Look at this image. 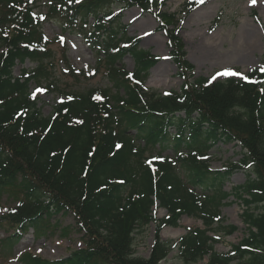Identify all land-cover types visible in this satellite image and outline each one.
Wrapping results in <instances>:
<instances>
[{
	"label": "trees",
	"instance_id": "obj_1",
	"mask_svg": "<svg viewBox=\"0 0 264 264\" xmlns=\"http://www.w3.org/2000/svg\"><path fill=\"white\" fill-rule=\"evenodd\" d=\"M40 1L0 0V194L13 187L21 191L17 204L2 208L0 226L16 230L3 243L10 247L29 228L69 214L83 232L84 247L56 261L28 253L25 264H159L172 250L160 231L178 226L187 215L203 228L188 229L176 243L185 264L205 258V264H264V84L234 78L209 84V78H195L178 37L180 20L160 10L166 0H51L39 13ZM185 6L190 12L197 3L186 0ZM113 7L154 14L182 78L179 91L162 95L145 90L159 58L128 35ZM48 21L91 46L96 72L103 71L110 87H60L54 72L57 56L42 31ZM56 41L62 44L60 61L68 75L79 81L86 75L74 71L65 43ZM126 55L133 59L132 71L122 63ZM26 60L35 68L15 77L14 66ZM258 69L245 75L264 81ZM31 83L61 96L49 115L41 113L38 97L32 98ZM218 142L240 144L242 159L212 170L209 152ZM155 145L159 149L148 154ZM168 148L173 156L162 154ZM236 170L246 173L233 192L244 205L246 234L219 253L214 250L219 239L210 233L230 235L238 229L221 217L230 196L224 184ZM156 201L166 217L152 211ZM151 223L150 255L136 256L135 235Z\"/></svg>",
	"mask_w": 264,
	"mask_h": 264
},
{
	"label": "rangeland",
	"instance_id": "obj_2",
	"mask_svg": "<svg viewBox=\"0 0 264 264\" xmlns=\"http://www.w3.org/2000/svg\"><path fill=\"white\" fill-rule=\"evenodd\" d=\"M50 1L41 0L35 11L44 13ZM185 1L166 0L165 6L160 10L174 13L176 20H180L178 37L186 51L185 59L194 66L192 73L195 78L200 76L211 79L213 75L225 68L245 75L248 71L262 65L264 60V3L258 0L256 6H249L250 0H205L203 5L198 4L195 9L188 12ZM112 13L120 15L121 24L127 27L128 35L138 37L142 49L149 50L159 58L149 70L145 82L146 91H155L162 95L170 91H179L182 78L178 76V69L169 57L168 37L163 30L158 29L160 24L154 14L141 12L137 7L123 10L113 7ZM42 31L52 42L51 46L57 56L54 60L56 66L54 72L60 80V87L85 90L111 86L102 70L96 72L97 54L81 36L61 34L60 24L56 21L45 22L42 25ZM58 37H64L63 42L70 66L76 72H84L87 77H81L79 81H76L68 75L67 68L60 61L62 44L56 41ZM122 63L128 71L134 69L133 59L129 55L123 58ZM35 66L36 64L30 61H25L23 64L18 63L13 68V75L18 77L22 69H33ZM94 72L96 73L92 75ZM232 78L239 79L238 77ZM222 79L225 78H218L216 81ZM30 85L32 94L35 93L38 97V107L41 113L44 116L49 115L59 101L60 95L47 93L45 90L36 92V89L40 88L33 83ZM169 131L174 133L175 130L169 128ZM152 148L157 149L158 145L149 147L148 154L152 152ZM172 151L168 148L163 151V154L173 156ZM242 154L243 150L239 144L219 142L210 151V167L212 170H220L237 164L242 159ZM245 180L246 173L236 170L224 184V190L230 193V197L221 209V216L225 218V225L233 224L238 227V230L229 236H225L222 232L216 235L211 234L219 239L214 244V249L219 253H226L232 243L239 242L246 234L247 227L241 219L244 206L232 194L234 189L242 185ZM20 192L17 187H13L0 194V215L3 207L17 204L21 197ZM152 210L157 217L162 218L167 215L157 203ZM47 222L55 226L45 228L44 224ZM42 224L43 226L38 229L29 228L20 234L18 241L10 247L3 241L13 235L16 230L0 226V264H25L22 259L28 253L49 261L61 260L84 247L83 232L78 231L75 219L71 215L60 213L44 220ZM196 227H203L199 220L183 216L179 220L178 227L163 228L160 233L161 237L172 244V250L159 264H185L179 258L175 245L188 229ZM154 231V225L150 224L142 234L135 235L136 256L144 258L149 256ZM205 262L206 259L195 264H205Z\"/></svg>",
	"mask_w": 264,
	"mask_h": 264
},
{
	"label": "snow or ice",
	"instance_id": "obj_3",
	"mask_svg": "<svg viewBox=\"0 0 264 264\" xmlns=\"http://www.w3.org/2000/svg\"><path fill=\"white\" fill-rule=\"evenodd\" d=\"M29 2H31V0H29ZM76 3H82V0H75ZM194 2L203 5L205 3V0H194ZM258 0H250L249 6H256L257 5ZM260 3H264V0H260ZM259 23V21H257ZM146 35H148V33H146ZM64 37H61V41L63 42ZM125 47H128V45H125ZM259 72H261L262 74H264V65H261L259 67ZM230 77H238L240 80L244 81L245 83H249V84H257V83H261L264 84V81H258V80H251L249 79L248 76L236 72L230 68H225L222 71L217 72L215 75H213L211 77V79L209 80V84H212L214 81H216L218 78H230ZM129 79H132V76H129ZM43 89H36V92H43ZM261 93H264V88L260 89ZM165 95H169V93H165ZM33 99H35V93L33 94ZM96 99H100V97H96ZM77 123H82V121H77ZM119 147V146H117ZM149 164H151V161H149ZM252 165H248V167H251Z\"/></svg>",
	"mask_w": 264,
	"mask_h": 264
}]
</instances>
